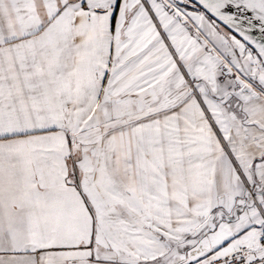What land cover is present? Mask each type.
Masks as SVG:
<instances>
[{"label":"snow or ice","instance_id":"obj_1","mask_svg":"<svg viewBox=\"0 0 264 264\" xmlns=\"http://www.w3.org/2000/svg\"><path fill=\"white\" fill-rule=\"evenodd\" d=\"M0 264H264V0H0Z\"/></svg>","mask_w":264,"mask_h":264}]
</instances>
